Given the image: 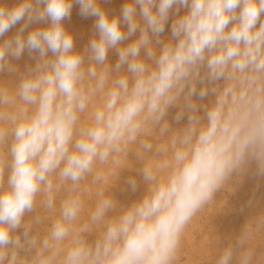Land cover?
<instances>
[{
  "label": "clouds",
  "instance_id": "9594fccd",
  "mask_svg": "<svg viewBox=\"0 0 264 264\" xmlns=\"http://www.w3.org/2000/svg\"><path fill=\"white\" fill-rule=\"evenodd\" d=\"M74 4L96 18L83 52L63 23ZM262 17L264 0H125L112 16L101 0L0 6V38L24 21L0 39V73L36 54L14 87L0 83V264H172L186 225L233 176L254 164L264 177ZM173 106L177 124L187 117L180 128L166 119ZM130 151L143 160L144 196L109 217L117 202L97 190L89 224L77 227L87 178L111 166L115 182ZM253 235L246 224L217 264H253Z\"/></svg>",
  "mask_w": 264,
  "mask_h": 264
},
{
  "label": "rangeland",
  "instance_id": "374dc122",
  "mask_svg": "<svg viewBox=\"0 0 264 264\" xmlns=\"http://www.w3.org/2000/svg\"><path fill=\"white\" fill-rule=\"evenodd\" d=\"M18 2L19 0H0V6L11 8ZM124 3L125 0H101V7L108 12L109 16L119 15ZM137 11L139 12V8ZM184 11L185 9H181L179 14L183 15ZM175 18L173 10V13H170L165 32L160 37L161 41L166 42L170 37L171 24ZM95 20V17H82L79 12V6L74 4L70 18L63 21L65 28L74 37L76 51L83 52L89 40L97 34L94 28ZM23 23L24 21L19 22L0 39L15 36ZM47 23L45 21L30 25L25 35H27V31H31L34 28L46 27ZM138 35L139 32L130 37L129 40L124 41L122 46L138 38ZM141 55L143 56V50L141 51ZM117 59L116 51L110 50L108 53L109 64L114 66ZM35 62L36 54L30 56L25 52L19 60L12 61V64L17 69V73H0V83L9 88L14 87V84L18 82V73H23L26 67L34 65ZM194 99L197 100V103L208 104L213 97L209 96L203 101L195 97ZM177 111V107H171L166 117L174 129L182 127L187 122L186 116L179 124L175 122L174 117ZM200 114L203 115V112L201 111ZM154 143H157V141H154ZM127 159L128 166L118 171L115 182L114 177L111 175L114 171L111 166L97 169L101 173V179L94 180L93 177L87 178L85 183L90 188V193L85 197V208L77 227H84L89 224L88 216L94 208L96 202L95 192L97 190L104 189L108 191L117 202V209L114 212H109V217L118 214L119 211L144 196L147 191V185L143 182L139 172L143 166V160L134 151L128 153ZM131 178L137 181L135 191L128 184ZM34 215L35 212L27 214L25 220ZM48 223L50 221L46 220L44 224L45 228ZM246 224L251 225L254 229L253 238L248 245L255 252L253 264H264V177H257L255 175L254 164L242 175L233 176L228 184L215 194L214 199L204 206L186 225L172 264H217L223 248L228 243L235 241ZM21 231L22 229H18L16 234H19ZM99 231V228L92 227L91 232L85 233L86 239L89 242H93L97 238ZM31 254L21 253V255H27L29 258Z\"/></svg>",
  "mask_w": 264,
  "mask_h": 264
}]
</instances>
